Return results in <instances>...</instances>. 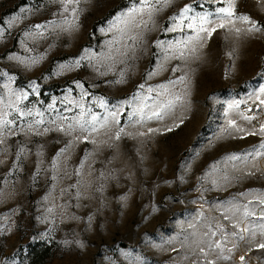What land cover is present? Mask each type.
Listing matches in <instances>:
<instances>
[{"label": "rangeland", "instance_id": "374dc122", "mask_svg": "<svg viewBox=\"0 0 264 264\" xmlns=\"http://www.w3.org/2000/svg\"><path fill=\"white\" fill-rule=\"evenodd\" d=\"M134 2L79 0L69 5L77 9L73 16L64 14L59 0H0V98L7 102L11 93H29L21 107L44 112L41 128L54 129L51 120L59 124L61 115L71 120L79 113L67 101L83 103L101 118L119 113L118 124L109 119L107 134L100 129L87 141L77 140L76 133L29 132L27 122L39 117L17 119L14 134L0 135L4 140L0 144V264H28V248L36 244L52 247L44 264H193L197 245L203 241L207 250L210 240H220L222 255L228 257L218 258L220 250L213 246L208 259L214 264H264V248L257 247L264 243V234L255 227L260 221L248 225L255 236L245 233L241 240L231 235L238 230L234 224L244 226L242 210L233 214L231 205L264 194V156L229 159L264 151L260 147L264 137L245 134L264 123V106L253 102L264 85V32L242 31L237 36L231 26L218 29L211 37L205 35L195 58L189 57L187 63L164 61L156 41L184 35L164 30L169 17L187 4L194 11L214 13L229 0H171L167 6L161 0L157 26L145 33L142 51L114 63L107 59L113 33L100 29H107L109 21ZM234 2L238 14L264 26V0ZM119 6L126 7L97 25ZM38 24L45 27L36 29ZM236 24L247 27L240 21ZM176 65L179 70L172 73ZM153 69L157 74L148 78ZM185 74V84L175 89L186 93L185 103L163 120L137 123L133 113L141 104L133 97L140 91L138 85L156 88ZM85 92L88 95L81 100ZM101 99L107 102L103 108ZM53 102L55 110H48ZM243 116L255 119L248 122ZM230 120L244 132L231 126ZM120 127L125 130L121 139H110ZM66 142L72 145L67 159L57 155ZM53 159L70 179H52L57 175ZM78 168L79 177L74 175ZM77 181L80 188L69 187ZM62 188L69 189L67 194L61 195ZM252 208L259 213L258 204ZM206 230L216 236H204ZM199 260L203 264V257Z\"/></svg>", "mask_w": 264, "mask_h": 264}, {"label": "snow or ice", "instance_id": "6c2138e0", "mask_svg": "<svg viewBox=\"0 0 264 264\" xmlns=\"http://www.w3.org/2000/svg\"><path fill=\"white\" fill-rule=\"evenodd\" d=\"M171 0H163V5L167 6ZM61 7L63 8L64 14H71L73 16L77 15V9L75 7L69 8V5L78 4L79 0H59ZM197 8L201 6L196 4ZM23 11V10H22ZM162 11L161 0H135L132 7L124 13H121L119 17L114 20L109 21V27L107 29H100L101 32L105 34L113 33V39L109 41V51L107 53V59L112 60L114 63L119 58L121 62L128 58H134L138 51H142L145 39V33L151 31L152 28L157 26L156 17ZM170 24L164 29L168 33L179 32L184 34L180 39L169 40L167 42L163 40H157L155 46L161 50L162 58L164 61L169 59L183 61L187 63L189 57L195 58V52L198 46H202L205 35L211 37L218 29H229L233 30L237 36L243 31L245 34H256L264 32V26L258 24L257 21H254L248 15L238 14L235 8L234 0H229L226 7H219L214 11V13H205L201 11H194L192 4L185 5L176 15L169 17ZM240 21L247 25L246 28L241 29L237 26L236 22ZM67 16H65V23H67ZM54 23V22H53ZM74 26V25H72ZM45 25H36V29H43ZM3 29L0 28V32ZM187 33V34H185ZM42 35V33H40ZM95 55V54H93ZM84 59V57H81ZM91 59V57H89ZM35 63V61H33ZM76 66L80 65V60L75 61ZM161 68L164 71L169 69ZM179 70V65H176L170 69L172 73H176ZM157 74L156 70L147 73L148 78L154 77ZM186 75L177 76L174 79H169L167 83H160L156 88H153L151 85L146 87L145 84L138 85L139 93L133 97V100L140 102L141 106L133 113L134 117H137L136 122L142 123L143 121L151 120L155 118L156 120H163L165 115L174 112L177 105H182L185 103L186 93L177 91L176 86L185 84ZM123 76V72H121ZM119 82V81H117ZM78 87H83V85L77 82ZM71 91V89L69 90ZM142 94V95H141ZM29 93H11L7 102L3 98H0V105H3V109L0 110V135L4 131L9 132V134H14L13 126L16 125L17 119H23L27 117H39V119H33L32 121L27 122V128L29 132L40 135L47 133L49 131H59L63 132L67 136H72L73 133H76V139H83L87 141L89 136L93 133H97L100 129H105L107 134L108 121L109 119L113 120L115 123H119L116 120L118 112L112 111L109 112L107 116L101 118L91 111V108H85V105L76 101H67L68 104H75L77 108L80 109L79 113L69 120V117L61 115L59 117L61 123H57L55 119L51 120L49 123L55 125V128L43 127L41 125L45 124L44 112L39 109L33 110L29 107H21V104L24 100L28 99ZM87 93H82L81 100H84L87 97ZM14 97V99H13ZM264 85L259 86L258 91L255 94L254 103L258 102V105L264 106ZM63 103V101H62ZM100 107L106 106V101H98ZM231 107V105L229 106ZM147 109V113L145 112ZM48 110H55V102L48 105ZM71 111V108L66 109ZM15 113L16 115H12ZM11 118H8L10 117ZM243 119L251 122L255 119L254 116H243ZM65 121L68 123L65 126ZM180 124L183 123L181 119ZM229 124L236 128L237 131L244 132L243 128H240L235 120H230ZM177 126H179L177 124ZM257 129L245 133L246 135H260L264 137V123H259ZM171 131V128L168 129ZM124 128L120 127L115 132L114 135L110 136V139L119 140L121 135L124 133ZM149 132L152 129H148ZM139 135H145L144 132H140ZM4 143L3 139H0V144ZM71 142H66L64 148H61L58 152V156H63L67 159V153L71 147ZM261 149H264V143L261 144ZM23 151V149H21ZM248 155L252 156H264V151H254L250 154H245L241 157L238 155H233L229 157L230 160L236 161L247 159ZM83 164V162H82ZM52 167L56 170L57 175H53L52 179L57 180L58 176L62 178L70 179L71 176L66 169L61 170L58 167L57 161L53 159ZM251 174V173H249ZM74 175L79 177L81 175V169H76ZM103 175V174H101ZM227 180V176L224 177ZM213 184H216V180H212ZM70 188L76 189L80 188V182L70 185ZM69 189L62 188L60 190L61 195L67 194ZM77 198L80 196V192L76 193ZM241 195H244L243 193ZM253 203H256L260 206V211L257 213L253 208ZM233 214L235 212H240L242 210L241 223L244 224L243 227L240 226V223L234 224L233 228L238 229L231 232L233 237L238 236L239 239H245V233H249L251 236L256 235L254 228L249 227L248 225L253 224L255 221H260L256 224L255 227L258 228L261 234H264V194H260L256 197L255 201L248 200L246 203H233L231 205ZM49 213L53 211L52 208L47 209ZM228 219L227 216L224 217ZM189 227L195 229L196 225L191 224ZM207 229L211 228V225L205 226ZM216 228L221 229L222 226L219 224L215 225ZM195 235V233H193ZM207 237H215V231L206 230L203 233ZM203 241L197 245L198 252L193 251V264H201L199 257H203V264H214V260L208 259L209 250L213 248L220 250L221 255L218 258L227 259L228 257L223 256L222 252L224 250L220 240L211 241L207 244V250L202 246ZM259 248H264V243L257 245ZM175 251V249H174ZM230 252L231 249H228ZM240 260L243 261L244 257L241 256Z\"/></svg>", "mask_w": 264, "mask_h": 264}, {"label": "trees", "instance_id": "16d2710c", "mask_svg": "<svg viewBox=\"0 0 264 264\" xmlns=\"http://www.w3.org/2000/svg\"><path fill=\"white\" fill-rule=\"evenodd\" d=\"M126 6H119L113 10H111L107 16L98 22L97 25H101L108 21L110 18L115 16L118 11L121 9L125 8ZM94 26V30L96 29V26ZM61 60V59H60ZM63 86H52L51 89H56L59 88L61 89ZM42 94V92H41ZM121 247H124V245H121ZM52 253V247L51 245H46V244H36L29 246L28 252H27V258H28V264H44L45 261L51 256Z\"/></svg>", "mask_w": 264, "mask_h": 264}]
</instances>
